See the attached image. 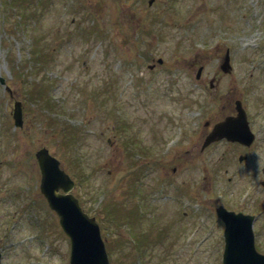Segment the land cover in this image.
Instances as JSON below:
<instances>
[{"label": "rangeland", "instance_id": "374dc122", "mask_svg": "<svg viewBox=\"0 0 264 264\" xmlns=\"http://www.w3.org/2000/svg\"><path fill=\"white\" fill-rule=\"evenodd\" d=\"M226 46L232 72L219 75ZM153 62L157 68L149 70ZM139 70L144 77L137 81L131 74ZM0 78L13 95L0 84V237L11 238L4 241L11 254L5 264H32L33 248L40 264H63L65 235L38 186L34 153L45 145L96 217L111 264H131L127 239L137 229L149 248L137 250L135 264H216L208 256L213 243L194 251L186 229L198 224V209L210 226L219 194L234 206L247 203L241 204L245 168L221 151L180 165L175 157L190 143L194 110L203 120L254 89L264 100V0H0ZM15 99L23 104L16 128L9 114ZM149 115L153 126L139 137L149 146L144 151L128 137L132 119ZM162 127L178 134L175 145L160 139ZM259 190L257 184L245 192L251 206ZM139 209L145 216L137 225L130 212L140 216ZM36 233L43 242L29 249L24 243Z\"/></svg>", "mask_w": 264, "mask_h": 264}, {"label": "flooded vegetation", "instance_id": "af4514ba", "mask_svg": "<svg viewBox=\"0 0 264 264\" xmlns=\"http://www.w3.org/2000/svg\"><path fill=\"white\" fill-rule=\"evenodd\" d=\"M245 109L247 113L248 125L253 134V139L251 142L248 141L247 138V141L244 144L239 142L227 141L226 139H219L214 141L207 147L202 148L201 152L209 149H211L212 151L218 150L221 151V155L225 157H227L228 155L229 157L233 156V158L236 159V164L244 166V184L242 185L244 194L241 200V204L245 203V201H247V203L243 207L234 206L229 199L222 201L220 197L224 195L219 194L217 198H215L216 201H214L215 203L213 205V208L222 205L228 210H233L235 213H239V215H242L243 217L245 215L249 217L251 220L250 230L253 234L254 247L259 252L264 253V195H262L264 194V157L262 156L264 155V105L260 104L258 108H253L248 104L245 106ZM222 118L223 117L218 118L215 121H219ZM206 125L208 126V122H204L203 124L198 125V130L200 129L201 132H203V128H206ZM228 180L230 181L231 178L229 177ZM257 184L258 186L260 185L262 187L263 192L260 194L261 190H259V193L257 194L259 198L256 197L255 199H253V204L251 206L250 201L248 200L250 194L247 195V193L245 192H248L252 186H255ZM211 215L213 216V223L215 224V226H213V228H209L207 232L208 236L205 238L208 240V243H213V245H210L212 251L208 253V256L213 261H217L215 262L216 264H220L222 252L225 249L226 242L224 228L225 225L224 222L219 217H217L216 210L212 211ZM245 226L243 228L234 227L235 234L229 237V240L235 241L247 239L243 235V232L247 233L248 231ZM7 238L8 234H6V232H4L0 237V264H5L4 256H11L10 250L5 249L7 248L5 242L11 239L8 238V240L5 241ZM36 238L37 237L35 236V239ZM239 244L241 243H235V245ZM30 245L28 244L27 246L30 247ZM33 249L34 252L31 257L33 259L30 258V260L34 262L32 264H36L35 262L39 258V256L36 254L38 250L35 248ZM11 262L12 261H10L9 264H11ZM14 263H17V261H15Z\"/></svg>", "mask_w": 264, "mask_h": 264}, {"label": "water", "instance_id": "95a60500", "mask_svg": "<svg viewBox=\"0 0 264 264\" xmlns=\"http://www.w3.org/2000/svg\"><path fill=\"white\" fill-rule=\"evenodd\" d=\"M15 116L17 119L20 117L18 108ZM35 155L42 173L40 190L47 198L48 206L58 213L60 226L70 238V263L109 264L104 242L100 237L94 217H88L81 210L77 198L69 192L73 182L59 168L58 160L49 155L47 149L42 148ZM59 188L63 190L62 193L58 192ZM224 212H220V216L226 221H230L232 212ZM241 224H246L248 234H243L247 239L240 240V242L245 243L248 241V246L237 249L233 247L232 241H227L223 254V264H264V255L257 253L253 247L249 219L243 218Z\"/></svg>", "mask_w": 264, "mask_h": 264}]
</instances>
